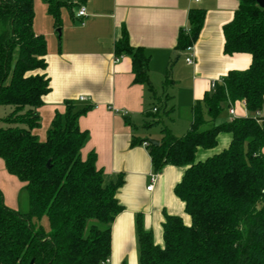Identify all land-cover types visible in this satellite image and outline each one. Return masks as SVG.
I'll use <instances>...</instances> for the list:
<instances>
[{"label":"trees","instance_id":"trees-1","mask_svg":"<svg viewBox=\"0 0 264 264\" xmlns=\"http://www.w3.org/2000/svg\"><path fill=\"white\" fill-rule=\"evenodd\" d=\"M239 1L224 28V53L249 54L250 67L229 71L195 104L185 136L162 128L159 145L147 144L154 173L167 165L187 167L175 188L187 218L166 217L162 246L138 219L140 264H264V115L261 122L255 118L264 112V9L256 0ZM42 2L56 28L62 8L76 6L71 0ZM34 18L35 0H0V107L13 108L0 119L7 126H0V158L8 173L26 185L29 197V211L20 213L5 204L0 190V264H109L112 225L124 211L117 199L124 178L108 182L94 154L81 157L88 133L78 119L90 108L78 110L67 101L46 141L34 134L41 126L38 109L51 90L45 73L47 42L35 33ZM188 19L190 31L180 33L179 52L197 42L205 11L192 10ZM115 50L118 57H131L134 82L146 85L155 97L145 50L132 47L126 31ZM242 102L247 118L219 122L225 109ZM156 110L149 114L156 120L150 126L161 123ZM223 133L232 136L229 147L198 161V151L215 149ZM44 217L49 231L33 222Z\"/></svg>","mask_w":264,"mask_h":264},{"label":"crops","instance_id":"crops-1","mask_svg":"<svg viewBox=\"0 0 264 264\" xmlns=\"http://www.w3.org/2000/svg\"><path fill=\"white\" fill-rule=\"evenodd\" d=\"M71 1L76 6L61 10L59 37L47 6L41 1L43 5L38 7L35 0L34 31L47 42L45 73L51 90L38 109L40 121L45 126L44 134L41 133L42 125L34 134L46 139L56 114L65 112L67 101L73 102L78 110L90 108L78 119L79 128L88 133L81 157L87 160L94 154L96 167L103 171L108 182L120 175L124 178V185L117 194L124 211L112 225L110 264H140L138 219L143 230L153 235L155 244L162 246L166 217L187 218L185 204L175 194L187 167L167 165L154 173L145 143L161 139L160 127L171 130L177 137L185 136L193 121V107L212 92V83L219 82L229 71L250 67L252 57L249 54L228 56L224 53V28L233 21L240 1ZM81 7L87 9L83 20L76 17ZM192 10L205 11V21L194 43L195 62L189 65L186 62L189 54L179 52L176 47L180 33L190 31L188 18ZM124 31L130 45L143 48L150 58L149 77L157 91L156 98L146 85L134 82L131 57L122 55L116 62L115 46L123 38ZM170 65V85L167 95H163ZM182 94L185 102L180 100ZM157 99L167 108L166 113L167 110L172 113L169 126L162 118L159 125L150 126L149 114L157 109L153 105ZM182 105L188 110L184 121L178 116L174 119L175 110ZM236 112L240 117L247 114L241 103L236 106ZM261 114L263 116L264 112ZM227 118L224 122L233 119L228 109ZM231 140L230 134H220L217 147L200 149L197 160L204 161L226 150ZM0 168L19 187L22 182L15 183L18 179L8 173L1 158ZM153 175L156 176L154 182ZM150 185L153 189L148 191Z\"/></svg>","mask_w":264,"mask_h":264},{"label":"rangeland","instance_id":"rangeland-1","mask_svg":"<svg viewBox=\"0 0 264 264\" xmlns=\"http://www.w3.org/2000/svg\"><path fill=\"white\" fill-rule=\"evenodd\" d=\"M36 1H37L36 6L40 7V4L43 5V3L41 2L42 0H36ZM65 1H68V0H65ZM37 12H38V15H40L39 9H37ZM159 99H157L153 105L160 109V113L159 114L153 113V114L159 115V117H161L163 120H165L166 124L169 126L170 125L169 116L172 118V113H169L168 110H167V113L165 112L167 108L165 107V105H163V103L161 105V101H158ZM184 99H185V96H183V94H182V96H180V100L182 102H185ZM177 108L178 109L175 110L176 114H174V119H176V117L178 116L181 120H183V121L186 120V117L188 115V110L184 109L185 108L184 105L178 106ZM12 111H13V108L10 106L0 107V119H5ZM151 120H152V122L156 121L155 119L154 120L151 119ZM224 120H228L227 109H225L224 112L222 113V115L220 116L219 122L220 123L224 122ZM176 122H178V121H176ZM41 125H42L41 133L44 134V132H42L45 130L44 123H41ZM177 125H179V122L177 123ZM0 126L7 127L4 123H1ZM160 128H162V127H160ZM160 128H159V134H160V130H161ZM40 136L38 137V140L40 142H43L46 140V139H42V135H40ZM4 171H5V169H4ZM5 173H6V171H5ZM4 175L5 174L2 173V170L0 168V190L2 191V193L4 195L5 204L7 206H9V208L14 209L20 213H27L29 211V197H28L26 185L19 182V180H15L16 181L15 183H17V182L21 183V184L17 183L19 185V187H17L16 184H14V182H12L11 179L10 180L8 179V177L6 176V175H8L7 173L5 176ZM33 222L35 224H38L39 226H42L46 231H49V229H50L49 221L46 217H44L40 222H38L36 220H34Z\"/></svg>","mask_w":264,"mask_h":264},{"label":"built area","instance_id":"built-area-1","mask_svg":"<svg viewBox=\"0 0 264 264\" xmlns=\"http://www.w3.org/2000/svg\"><path fill=\"white\" fill-rule=\"evenodd\" d=\"M86 16H87V9H86V7H81V8L79 9V11L77 12L76 17H77L78 19L83 20V19L86 18ZM83 25H84V23H83ZM186 52L189 54L188 57L186 58V62H187L189 65H193L194 62H195V60H194V54H195V48H194V45L188 47L187 50H186ZM119 61H120V58L118 57V58L116 59V62H119ZM216 83H217V82L212 83V90L215 88ZM80 100H81V101H85L84 98H81ZM241 104L243 105L244 110L247 111V110H246V103H245V102H242ZM156 111H157V110L155 109L154 112H156ZM228 111H229V114H230L233 118H241L240 115L237 114V112H236V107H234V105H231V106L229 107ZM248 116H249V114H248V112H247V114H245L244 118H247ZM255 118H256L259 122H261V120H262V119H261V118H262V114H261V112H259V111L256 112V114H255ZM147 144H148V143H145L146 146H147ZM155 177H156L155 175L152 176V181H153V182L155 181ZM152 189H153V185H150V186L148 187L147 190H148V191H151ZM108 263L110 264V261H108Z\"/></svg>","mask_w":264,"mask_h":264},{"label":"water","instance_id":"water-1","mask_svg":"<svg viewBox=\"0 0 264 264\" xmlns=\"http://www.w3.org/2000/svg\"><path fill=\"white\" fill-rule=\"evenodd\" d=\"M256 3H257V5L260 8L264 9V0H256ZM57 33H58V35L60 37V35H61V29H57ZM148 143H150L152 145H156V146L159 145V142L156 141V140H148ZM47 166L50 167V163H48ZM31 264H33V262H31Z\"/></svg>","mask_w":264,"mask_h":264}]
</instances>
